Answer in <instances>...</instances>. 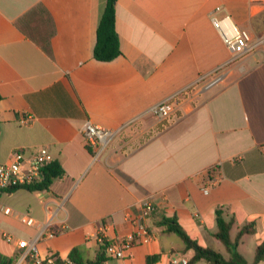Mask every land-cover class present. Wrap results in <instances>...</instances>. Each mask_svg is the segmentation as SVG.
I'll return each instance as SVG.
<instances>
[{
  "label": "crops",
  "instance_id": "obj_1",
  "mask_svg": "<svg viewBox=\"0 0 264 264\" xmlns=\"http://www.w3.org/2000/svg\"><path fill=\"white\" fill-rule=\"evenodd\" d=\"M105 4L0 0V164L16 149L29 157L46 148L65 171L48 190L0 196V256L19 252L3 233L35 236L38 226L20 221L28 213L58 232L39 243L42 256L64 263L75 247L95 258L102 238L129 243L139 223L153 239L104 264H169L173 253L190 261L193 251L161 225L166 218L228 257L213 236L223 208L234 219L232 239L252 225L237 251L253 263L264 242V42L231 61L211 15L221 8L218 16L264 39V0H117L121 55L99 62L93 52ZM37 6L49 17L21 31L17 21ZM185 88L192 91L178 119L163 126L150 109ZM86 120L124 127L96 161L81 132ZM213 168L219 182L204 193Z\"/></svg>",
  "mask_w": 264,
  "mask_h": 264
},
{
  "label": "built area",
  "instance_id": "obj_2",
  "mask_svg": "<svg viewBox=\"0 0 264 264\" xmlns=\"http://www.w3.org/2000/svg\"><path fill=\"white\" fill-rule=\"evenodd\" d=\"M221 8H217L211 15V22L231 55V61L236 60L240 56L256 50L262 45L264 39H253L248 31L238 28L229 15L218 16ZM214 79L212 84L217 82ZM200 82V81H199ZM191 88H185L168 99L156 104L150 109L152 113L163 126H169L178 119L180 101L191 93ZM31 122V117L23 119V124L27 125ZM124 127L119 129H109L93 124L90 120H86L82 127V135L85 139L87 147L92 151L93 161H96L107 149L112 140L120 133ZM54 162V157L46 148L38 149L33 155L27 157L21 149L14 150L6 163L0 164V189L11 190L16 187L37 185L43 180V170ZM207 185L204 187V193H208L209 189L219 182V177L215 174V168L211 169ZM144 213H152L154 210L150 199L142 201ZM5 214H10L11 209H4ZM21 223L27 227L38 226V230L30 240L15 239L9 233H3L2 237L9 243H15L19 248V252L13 264H72L64 263L56 255L42 256L39 250V243L44 240L57 237L58 232L51 230L49 223L40 224L28 213L20 217ZM103 239V238H102ZM135 243L147 244L152 239V233L149 229L138 224L136 226L133 238ZM101 240V239H100ZM108 243L105 254L108 258L125 259L128 257L127 252L131 246L122 240H106ZM125 242V247L122 243ZM189 260L182 254L173 253L169 257V264H188Z\"/></svg>",
  "mask_w": 264,
  "mask_h": 264
},
{
  "label": "trees",
  "instance_id": "obj_3",
  "mask_svg": "<svg viewBox=\"0 0 264 264\" xmlns=\"http://www.w3.org/2000/svg\"><path fill=\"white\" fill-rule=\"evenodd\" d=\"M116 3L117 0H106L101 18L97 28V39L94 47L93 56L99 62H110L121 55L119 35L116 31ZM48 13L41 6H37L23 15L17 21V27L25 32L26 29L32 30L31 24L35 22L38 17L43 19V15ZM49 17V16H48ZM50 20V19H49ZM51 24L52 21L50 20ZM45 39V38H44ZM1 100V96H0ZM65 175V171L61 164L54 161L43 170V180L41 183L32 186L16 187L11 190L0 189V196L7 192L12 193L19 189L28 191H42L48 190L54 180L60 179ZM224 209H216L217 231L213 236L219 240L225 247L228 257L209 247H202L197 241L189 237V235L180 226L176 218L163 219L161 225L165 226L168 233H174L183 241L185 251L192 250L193 256L188 264H198L200 261H206L209 264H257L264 259V242L257 247L255 251V258L253 263H248L237 251V247L243 236L252 234L254 229L252 225H246L239 230L235 239L231 237V230L234 226V219H226L224 216ZM134 240L129 242L133 246ZM108 243L105 239H101L99 249L95 258L88 259L82 247H75L69 254L68 260L72 264H104L108 259L105 254V249ZM125 247V242L122 243ZM15 259L5 258L0 256V264H13Z\"/></svg>",
  "mask_w": 264,
  "mask_h": 264
},
{
  "label": "rangeland",
  "instance_id": "obj_4",
  "mask_svg": "<svg viewBox=\"0 0 264 264\" xmlns=\"http://www.w3.org/2000/svg\"><path fill=\"white\" fill-rule=\"evenodd\" d=\"M222 251L224 252V248L222 247Z\"/></svg>",
  "mask_w": 264,
  "mask_h": 264
}]
</instances>
